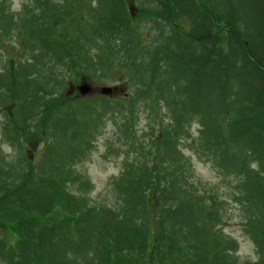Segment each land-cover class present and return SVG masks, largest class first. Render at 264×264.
<instances>
[{
    "label": "trees",
    "instance_id": "1",
    "mask_svg": "<svg viewBox=\"0 0 264 264\" xmlns=\"http://www.w3.org/2000/svg\"><path fill=\"white\" fill-rule=\"evenodd\" d=\"M0 115V264H264V0H0Z\"/></svg>",
    "mask_w": 264,
    "mask_h": 264
},
{
    "label": "rangeland",
    "instance_id": "2",
    "mask_svg": "<svg viewBox=\"0 0 264 264\" xmlns=\"http://www.w3.org/2000/svg\"><path fill=\"white\" fill-rule=\"evenodd\" d=\"M11 1V8L13 11H19L21 9V6L24 2L27 0H10ZM72 86L68 90H64L62 93L71 94L74 97L77 96H87V95H81L78 93L77 86L79 85L78 82L73 81ZM87 83L92 88V93H100V88L110 87L114 88L112 90L111 94L107 95L109 98L119 97V95H123L125 93V89L119 84H103L99 86L92 85L88 81L84 82ZM77 89V90H76ZM2 117L0 115V121ZM193 131L196 130V128L193 126ZM108 135L106 133H102L101 136L96 138L95 144L93 146V149L91 150L90 154L88 155L87 159L76 166V171L78 173L83 174L84 177H86L89 182L93 185V189L91 192H89V197L92 199H96L100 194L104 195L106 192V186L107 182L111 177L117 176L120 173V158H114L106 156V147H105V139L108 138ZM1 142V141H0ZM6 151L5 146H3ZM191 156V155H189ZM191 162L193 164V174H192V182L196 185H206L209 184L211 186H217L219 179L217 178V175L215 171L211 169V167L206 163L199 162L195 157L191 156ZM232 184V183H231ZM232 187L226 186L223 188V190L230 191ZM240 213L239 209L236 207H231L229 212V220L225 222L224 224V231L230 235L231 237L235 238L239 243V249L237 252V255L241 259H249L253 257V246L252 244L245 238V236L242 234L240 229Z\"/></svg>",
    "mask_w": 264,
    "mask_h": 264
},
{
    "label": "water",
    "instance_id": "3",
    "mask_svg": "<svg viewBox=\"0 0 264 264\" xmlns=\"http://www.w3.org/2000/svg\"><path fill=\"white\" fill-rule=\"evenodd\" d=\"M77 89H78V92H79L81 95H86V94H88V93L91 91L90 86H89L88 84H86V83L80 84V85L77 87ZM112 90H114V89H112V88H110V87H105V86H103V87L100 88V93H101L102 95H109V94H111Z\"/></svg>",
    "mask_w": 264,
    "mask_h": 264
}]
</instances>
